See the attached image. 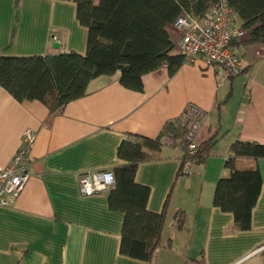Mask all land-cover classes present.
Wrapping results in <instances>:
<instances>
[{"label": "crops", "instance_id": "obj_1", "mask_svg": "<svg viewBox=\"0 0 264 264\" xmlns=\"http://www.w3.org/2000/svg\"><path fill=\"white\" fill-rule=\"evenodd\" d=\"M169 33L177 54L180 32L170 27ZM86 39L72 0H0V54H83ZM234 47L248 66L232 78L201 60L184 61L172 74L166 65L145 73L141 90L121 85L119 72L102 74L56 113L38 100L18 101L0 86V168L23 132L35 133L29 180L11 205L0 206V264H264V158L248 159L262 178L249 229H239L231 212L212 204L217 180L228 174L230 144L264 143V44ZM187 103L206 113L197 142L213 135L215 144L185 175L178 173L177 140L138 164L135 180L150 188L147 207L160 211L168 199L166 217L149 261L123 255V212L108 206L107 192L82 195L80 175L112 170L123 162L116 154L121 139L130 133L155 137Z\"/></svg>", "mask_w": 264, "mask_h": 264}, {"label": "trees", "instance_id": "obj_2", "mask_svg": "<svg viewBox=\"0 0 264 264\" xmlns=\"http://www.w3.org/2000/svg\"><path fill=\"white\" fill-rule=\"evenodd\" d=\"M76 18L87 28L86 49L44 55L0 54V86L18 101L38 100L50 113L87 92L89 81L119 72L118 82L132 90L142 89V76L162 65L170 74L184 62L172 54L175 42L169 29L182 13L202 16L216 0H72ZM244 35L231 43L264 44V0H228ZM240 53V52H239ZM241 55V54H240ZM248 66V65H247ZM244 68L243 72L246 70ZM242 72V73H243ZM189 103H187L188 105ZM194 104V103H192ZM186 108V106H185ZM183 113L167 121L155 137L130 133L119 142L116 154L123 160L113 167L115 181L106 191L111 209L123 212L119 252L149 261L160 243L168 199L160 211L147 207L150 188L135 180L141 161L153 158L163 144L178 141L184 161L203 162L215 144L212 135L189 153ZM264 158V143L235 139L224 162L228 174L214 187L212 204L233 214L241 230L251 226V211L261 190L256 161ZM180 174V173H179ZM180 226L181 213L176 214Z\"/></svg>", "mask_w": 264, "mask_h": 264}, {"label": "built area", "instance_id": "obj_3", "mask_svg": "<svg viewBox=\"0 0 264 264\" xmlns=\"http://www.w3.org/2000/svg\"><path fill=\"white\" fill-rule=\"evenodd\" d=\"M172 27L180 32L175 49L183 56L184 61L201 60L205 65L217 67L220 76L226 79L241 74L247 66L231 43L243 36L244 30L237 23L228 0H216L202 16L182 13L172 23ZM53 39L57 40V36L54 35ZM205 114L195 104L186 105L184 136L189 153L197 148L196 133ZM34 138V131L26 129L11 160L0 168V206L11 205L29 180L31 162L28 153ZM191 164L188 160L184 161L179 173H189ZM114 181V174L110 169L85 171L79 178V190L84 196L106 192ZM261 248L264 246L259 249Z\"/></svg>", "mask_w": 264, "mask_h": 264}, {"label": "rangeland", "instance_id": "obj_4", "mask_svg": "<svg viewBox=\"0 0 264 264\" xmlns=\"http://www.w3.org/2000/svg\"><path fill=\"white\" fill-rule=\"evenodd\" d=\"M239 20V18H237ZM181 175H185V174H181Z\"/></svg>", "mask_w": 264, "mask_h": 264}, {"label": "water", "instance_id": "obj_5", "mask_svg": "<svg viewBox=\"0 0 264 264\" xmlns=\"http://www.w3.org/2000/svg\"><path fill=\"white\" fill-rule=\"evenodd\" d=\"M55 46H57V45H55Z\"/></svg>", "mask_w": 264, "mask_h": 264}]
</instances>
